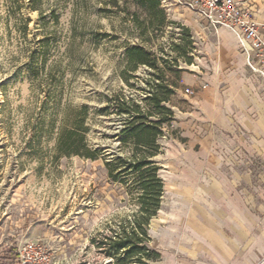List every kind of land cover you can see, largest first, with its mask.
Masks as SVG:
<instances>
[{"label":"rangeland","instance_id":"obj_1","mask_svg":"<svg viewBox=\"0 0 264 264\" xmlns=\"http://www.w3.org/2000/svg\"><path fill=\"white\" fill-rule=\"evenodd\" d=\"M17 1L0 0V264H11L25 242L42 243L49 264L120 262L122 250H112L111 242L129 231L137 188L131 176L111 179L105 166L134 150L121 140L126 116L117 103L132 99L155 113L146 98L161 75L174 81L175 64L182 70L168 104L173 119L163 125L154 157L163 194L147 226L148 246L160 259L148 264H207L201 205L193 201L202 187L230 184L241 216L253 207L251 197L264 194V164L250 151L254 141L215 118L225 99L220 70L202 57L213 49L216 29L171 0H160L161 28L146 24L153 15L139 0ZM22 18H28L25 32ZM132 45L155 55L157 66L139 65L122 76ZM52 65L57 69L46 77ZM83 105L86 142L96 159L59 156L62 109ZM226 116L231 121L232 111Z\"/></svg>","mask_w":264,"mask_h":264},{"label":"crops","instance_id":"obj_2","mask_svg":"<svg viewBox=\"0 0 264 264\" xmlns=\"http://www.w3.org/2000/svg\"><path fill=\"white\" fill-rule=\"evenodd\" d=\"M245 2L252 10L259 32L264 35V0ZM214 34L213 49L207 48L202 59L213 61L212 66L220 70L217 81L221 82L219 87L225 99L215 118L223 128L238 127V136L254 141L250 151L264 164V78L248 68L228 28L218 27ZM246 74L248 79L244 77ZM188 80L182 75V83ZM228 109L233 113L231 121L226 116ZM232 192L233 187L222 180L202 187L194 197L193 201L201 205L198 221L209 253L207 264H264V194L251 197L253 207L241 216L240 197ZM222 228L230 231L231 239L221 235Z\"/></svg>","mask_w":264,"mask_h":264},{"label":"trees","instance_id":"obj_3","mask_svg":"<svg viewBox=\"0 0 264 264\" xmlns=\"http://www.w3.org/2000/svg\"><path fill=\"white\" fill-rule=\"evenodd\" d=\"M35 0H31V4ZM18 4V1L16 0ZM146 13L152 14L150 21L146 24L162 27L166 22V13L160 7V0H139L138 3ZM133 22L136 23V14H132ZM23 31L27 30L28 18L23 19ZM124 73L135 71L139 65L150 68L157 66V58L151 52L139 45L127 46L124 53ZM187 59V63H190ZM57 69L52 65L46 77L51 76ZM180 68H170L174 81L160 76L159 84L149 93L146 101L150 102L153 111H144L139 104L132 99H122L117 103L118 112L125 115L124 125L120 130L121 140L130 141L134 150L126 157L114 159L112 162L105 161L108 176L111 179L131 176L137 188L135 200L137 211L133 221L129 224V231L121 238L111 242L112 250H122V259L114 264H148L149 261L159 259L157 251L150 250L148 243L150 237L147 232L149 221L157 214L161 196L163 194V182L158 171L159 167L154 157L161 152L159 140L163 137V125L169 124L173 119V111L169 102L175 89L179 87ZM126 78L124 77V80ZM87 106L77 108L66 106L62 109L60 125L58 126L54 150L59 156H72L96 159V153L88 147L86 142L87 126L85 118ZM157 115V121H149L148 117Z\"/></svg>","mask_w":264,"mask_h":264},{"label":"built area","instance_id":"obj_4","mask_svg":"<svg viewBox=\"0 0 264 264\" xmlns=\"http://www.w3.org/2000/svg\"><path fill=\"white\" fill-rule=\"evenodd\" d=\"M214 29L228 28L235 36L246 65L264 78V35L258 30L245 0H171ZM11 264H49L42 243L25 242L17 247Z\"/></svg>","mask_w":264,"mask_h":264}]
</instances>
